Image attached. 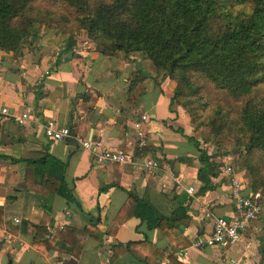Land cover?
Returning a JSON list of instances; mask_svg holds the SVG:
<instances>
[{
    "label": "crops",
    "instance_id": "crops-1",
    "mask_svg": "<svg viewBox=\"0 0 264 264\" xmlns=\"http://www.w3.org/2000/svg\"><path fill=\"white\" fill-rule=\"evenodd\" d=\"M59 38L42 31L17 50L0 49V264H264V204L241 241L224 247L193 244L210 233L213 215L238 216L223 163L233 164L202 146L189 116L171 102L167 80L157 81L153 68L144 76L142 58L104 55L92 43L68 47ZM23 110L30 116L18 123L10 113ZM142 113L148 114L142 122L147 144L140 147L133 121ZM47 118L90 139L97 150H121L131 160L100 164L94 146L47 136ZM200 149L209 156L207 182L198 176ZM32 152L65 163V183L78 203L24 186ZM139 156L156 159L158 167L135 165ZM129 193L148 207L137 209ZM149 212L152 221L160 218L158 226L140 215ZM23 220L43 222L50 233L74 226L83 245L79 256L40 248L21 230Z\"/></svg>",
    "mask_w": 264,
    "mask_h": 264
},
{
    "label": "trees",
    "instance_id": "trees-1",
    "mask_svg": "<svg viewBox=\"0 0 264 264\" xmlns=\"http://www.w3.org/2000/svg\"><path fill=\"white\" fill-rule=\"evenodd\" d=\"M33 1L0 0V49L17 50L36 40L39 23L69 34L83 28L100 53L124 58L130 51H140L156 71L171 76L201 72L239 95L264 82V0H57L66 11L41 8ZM247 3H252L250 11L236 6ZM70 36L68 47L74 41ZM173 98L172 94L171 102ZM240 114L249 132V148L264 147V99L246 101ZM200 152L203 166L198 176L207 182L209 156L206 150ZM32 153L36 156L26 169L24 186L78 203L65 183V163L48 153ZM250 171V188L264 190V182L253 177L257 171ZM129 195L137 209L148 207ZM2 215L0 205V225ZM140 215L149 226L159 225L160 218L152 221L150 212ZM21 230L45 250L55 248L77 257L83 248L74 226L50 233L43 222L23 220Z\"/></svg>",
    "mask_w": 264,
    "mask_h": 264
},
{
    "label": "rangeland",
    "instance_id": "rangeland-1",
    "mask_svg": "<svg viewBox=\"0 0 264 264\" xmlns=\"http://www.w3.org/2000/svg\"><path fill=\"white\" fill-rule=\"evenodd\" d=\"M33 3L41 8L67 10L64 4L57 0H34ZM236 6L244 11H250L252 3ZM31 10L36 11L34 8ZM36 25L38 37L42 31H51L60 36L59 39L64 45L69 43V36L72 35L70 37L74 41L71 42V46L86 47L92 43L91 46L96 48L95 42L83 28L69 34L66 31L46 28L42 23ZM125 56L123 59H144L145 64L141 67L146 70V77L152 73L150 69H155L151 61L140 51H130ZM117 57L119 58V56ZM153 73L154 78H158L157 81L160 83L167 80L174 96L173 103L189 116L195 134L200 138L203 147L210 149L214 156H224V159L229 157L234 168L243 170L249 185L250 178L248 176L252 175L250 170L257 171L253 177L264 182V147L249 148V132L239 120L240 112L246 101L258 100L259 103L264 99V82H259L250 92L239 95L236 91L228 89L223 83L211 79L201 72L190 71L184 75L178 73L171 76L163 70L156 71L155 69ZM235 147H238V150L233 153L232 150ZM261 187L264 186L261 185Z\"/></svg>",
    "mask_w": 264,
    "mask_h": 264
},
{
    "label": "built area",
    "instance_id": "built-area-1",
    "mask_svg": "<svg viewBox=\"0 0 264 264\" xmlns=\"http://www.w3.org/2000/svg\"><path fill=\"white\" fill-rule=\"evenodd\" d=\"M87 39V38H86ZM85 42V41H84ZM39 46V44H37ZM49 70L45 69L44 74L48 73ZM3 113H9L7 107H2ZM14 120L18 123H24L29 118L30 113L28 110L21 112L10 113ZM148 119L147 113H142L138 119L133 121V127L137 132V145L142 147L147 144L146 132L143 128L142 122ZM44 132L47 136L52 139H65L75 138L83 146L87 148L93 147V143L90 139H84L75 135L68 125H60L54 118H47L44 123ZM94 146V159L100 164L109 162H127L131 159L128 155L121 150L103 148L96 149ZM135 165H140L149 170H154L158 167L156 159L149 156H139L133 160ZM226 170L230 174V194L233 201V206L238 213L237 217L227 218L223 215H213L211 219L212 229L207 235L197 236L193 244L198 247L208 246H229L233 243L239 242L242 239V232L246 228L247 224L256 219L263 210L264 204V190L256 189L246 191L247 178L237 173L233 165L226 164ZM186 190L190 193H194V187L189 186ZM15 222H19L17 217H14Z\"/></svg>",
    "mask_w": 264,
    "mask_h": 264
},
{
    "label": "water",
    "instance_id": "water-1",
    "mask_svg": "<svg viewBox=\"0 0 264 264\" xmlns=\"http://www.w3.org/2000/svg\"><path fill=\"white\" fill-rule=\"evenodd\" d=\"M238 150V147H235L233 150H232V152L234 153V152H236Z\"/></svg>",
    "mask_w": 264,
    "mask_h": 264
}]
</instances>
